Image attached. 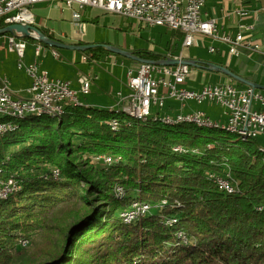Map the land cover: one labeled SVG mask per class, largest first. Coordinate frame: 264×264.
<instances>
[{
  "label": "trees",
  "instance_id": "obj_1",
  "mask_svg": "<svg viewBox=\"0 0 264 264\" xmlns=\"http://www.w3.org/2000/svg\"><path fill=\"white\" fill-rule=\"evenodd\" d=\"M7 27L0 22V31ZM257 34L264 35V18ZM184 36L171 31L181 47ZM179 49L167 47L168 54ZM133 53L151 61L166 57L144 49ZM81 54L89 61L116 56L103 46ZM247 67L237 60L229 69L264 86V70L255 65L248 76ZM156 114L138 120L121 110L77 104L60 117L0 118L11 126L0 135V181L13 179L19 187L0 199V264L21 259V242L48 228V215L73 199L83 210L46 256L27 264H264V150L258 139L243 140L222 127L165 124ZM77 155L118 161L92 175ZM211 175H230L233 193L220 189ZM135 202L152 211L126 224L120 215Z\"/></svg>",
  "mask_w": 264,
  "mask_h": 264
},
{
  "label": "built area",
  "instance_id": "obj_2",
  "mask_svg": "<svg viewBox=\"0 0 264 264\" xmlns=\"http://www.w3.org/2000/svg\"><path fill=\"white\" fill-rule=\"evenodd\" d=\"M243 3L232 4L229 11L224 9L223 20H233V31L226 30L219 19H207L204 8L207 0H0V22L7 26L22 24L35 26L32 7L38 4L62 3L73 11V19L79 23L83 12L88 8L116 15L134 21L142 28L163 27L170 31L183 33L182 50L179 56L169 55V58L184 60L185 50L198 44L201 39H209L212 44L208 51L210 54L220 53L214 43L228 47V57L251 58L260 56L264 58V44L256 37L257 27L264 16V2L262 0H242ZM253 2L260 6L248 7ZM247 3L246 5H244ZM10 52L18 57V69L24 70L31 80L26 97H20L9 87L8 81L0 78V113L36 112L40 109L61 112L70 103L79 102V96L90 94L94 78L84 75L78 79L79 89H72L69 82L50 77L46 71H41L38 62L25 65L27 42L13 35L6 36ZM42 44H36L35 56L40 58L46 53ZM55 57L58 55L53 53ZM230 60V61H231ZM82 61L87 63V57ZM192 68L181 64L173 67L156 66L153 64L139 63L137 71L129 70L127 74V88L129 96L123 98L118 93L119 108H130L132 111L144 115L153 114L152 107L165 108L167 101H175L180 105L181 111L175 115H165L173 120L182 118H203L207 122H216L206 113L201 111L184 112L188 101L203 105L208 102L221 106L227 110L228 123L238 126L243 130L253 131L258 137L264 136V94L261 90L244 86L240 89L235 83L222 82L216 85H204L199 90L185 88L191 78ZM126 105L123 106V102ZM105 163L118 161L105 157ZM55 179H59L55 171ZM218 176V175H211ZM221 177H230V184H221ZM219 183L235 190V185L230 175L218 176ZM16 187V181H0V194H9ZM123 192V190H122ZM165 204V203H164ZM152 211L149 204L143 203L132 206L122 215L133 217L139 212ZM182 240H186L182 236Z\"/></svg>",
  "mask_w": 264,
  "mask_h": 264
},
{
  "label": "rangeland",
  "instance_id": "obj_3",
  "mask_svg": "<svg viewBox=\"0 0 264 264\" xmlns=\"http://www.w3.org/2000/svg\"><path fill=\"white\" fill-rule=\"evenodd\" d=\"M262 2H264V0H262ZM232 3L236 5L240 2L239 0H207L204 13L207 12L210 16L215 14L218 15L221 4H224L222 7H225L224 9L229 11V7L232 5ZM246 4L247 3L244 5ZM256 6H260V3L253 2L249 4L248 7L254 8ZM106 20H110V18L107 17ZM129 24L132 26L130 27ZM121 28L122 32L114 30L112 33L107 27L98 28L96 29V40L106 41L107 39L111 40V38H114L117 45L123 44V47H125L127 50H152L157 54L163 55L169 53L167 51V47L170 44H172L174 48H176L177 44L178 48H181L179 50H182L181 44L179 42H172L171 31L167 28L154 27L142 28L138 30L137 24L134 21L126 19L122 20ZM211 44L212 43L209 39H201L196 46L185 50L184 55L189 60H196L200 63L208 62L226 64L228 58V47L217 42L214 45L220 49V53L210 54L208 48ZM35 50L36 46L34 43L27 42L26 59L24 60L25 65H30V63L33 64V62L35 63L36 61H38L40 64L43 62L45 64L44 67L47 68L52 77L65 81L70 80L77 82L82 73L84 75L91 73L96 83L92 86L89 95H80L79 99L85 103L83 104L84 106L91 105L99 109H119L120 106L117 105L119 100L117 93L118 91H120L119 93L122 94L128 93V88L125 86L127 83V73L129 70L137 71L139 68V63L117 55L108 56L107 58H102L96 61H89V58H87L88 62L85 63L82 61V57L84 56H82L81 52L58 50L56 52L59 56L55 57L52 52L57 49L53 50V48H50L49 50L51 52L47 56H45L43 53L40 58H36ZM168 56L169 55H167L165 58ZM112 58L115 61H113ZM236 59L237 58H235L233 63L230 64V67L235 66ZM243 60L245 59L242 58L241 61ZM192 70V72H195V74L189 78L187 85H185V88L191 90H199L200 87L204 85H216L222 82H229V77L226 78L227 76L225 77L224 75L216 72H209L195 68H192ZM0 78L3 80L6 79L9 83H13L19 88H26L29 86V77L24 70L18 69V57L15 53L10 52L8 40L6 39L5 35L0 36ZM105 86L108 87V90H104ZM237 86L240 89L243 88L241 84ZM110 91L111 93H109ZM262 93L264 94V91H262ZM169 104L180 107V105L176 104L175 101L169 100L167 101L165 108L157 109L155 106H153V114L159 112L158 116L162 120V118L168 114ZM186 106L187 110L191 109L194 111H201L207 113L213 117V119L216 118L220 125H226L228 123V118L225 115L227 110L221 106L210 104L208 102L204 103L203 105H198L192 101H188ZM0 118H2L1 114ZM257 139L260 148L264 150V136H260ZM75 158H78L77 161L80 166H82L83 170L89 172L92 175H97L98 170L107 168L108 166L104 161L105 156L95 157L91 155H77ZM54 170L56 169H53V171ZM122 190V188L117 189L119 196L125 195L124 191L122 192ZM82 193L83 192L80 190L78 192V196ZM82 206L83 205L79 204L77 199H73L68 204L61 205L51 212L47 219L48 228L46 227L43 230L35 231V233L29 238H26L21 242L22 248H24V254L23 257L14 262V264H27L29 261L34 260V256V261L37 262L40 255L42 257L46 256L53 246L61 240L62 232L65 228H67L68 225H70V223L73 222L72 218L77 215L78 212L83 210ZM126 212L127 211L124 213ZM121 215L120 217L122 218Z\"/></svg>",
  "mask_w": 264,
  "mask_h": 264
},
{
  "label": "crops",
  "instance_id": "obj_4",
  "mask_svg": "<svg viewBox=\"0 0 264 264\" xmlns=\"http://www.w3.org/2000/svg\"><path fill=\"white\" fill-rule=\"evenodd\" d=\"M223 5L221 4L220 9H219L220 11H219L218 15L215 14L213 16H210L207 12H205L204 14L206 15L207 19H219L220 21H222V24L225 25L226 30L233 31L232 28L230 29V26H232L231 25L232 24L231 21H233V20H230V21L229 20H226V21L223 20V16H224V14L222 12V9H223L222 6ZM31 9H32V12H33V15H34V18H35V27H37L38 29L46 30L49 34L53 35L55 38H57L60 41H66V42H69V43L85 42V43H94V44H98V45H110V46L119 47L121 49L127 50L125 47H123V44L117 45L115 40H114V38H111V40L107 39L106 41H97L96 40V29H98V28L107 27L109 30H111V33L114 30H118V31L122 32L121 22L125 18H120V17H118L116 15H111V14L104 15L103 12H101L99 10L88 8L86 11L83 12V17H82L81 22L77 23L73 19V11L68 9V8H66L62 3H57V4H38V5L33 6ZM107 17H109L110 20H106ZM263 18H264V16H263ZM126 20H128V19H126ZM261 23H262V19H261L260 24ZM126 24H127V22H126ZM130 25L131 24H129V26ZM256 37L258 39H260V38H264V35L259 37V35L256 33ZM211 43H212V41H211ZM34 45L36 46V44H34ZM46 51L47 52L44 53L45 56H47L51 52L48 48H46ZM127 51L133 52V50H127ZM52 53H56L58 55V53L56 51H53ZM180 53H181V50H180V52H178L176 54H173V56H179ZM227 53H228V49H227ZM167 55H168V53L166 54V56ZM242 58L245 59L243 61L247 62V66H248L247 68L248 69L246 68V70L248 71V76L250 75V71H251L252 67L255 66V65L259 66V68L261 70H264V58H262L260 56H253L251 58H246V57H242ZM242 58H237L235 61H237V60L241 61ZM25 59H26V57H25ZM234 59L231 60L228 57L227 58V62H226V64L224 66L227 67V68H231L230 64L233 63ZM112 60H113V58H112ZM113 61H115V60H113ZM42 63L40 64L38 62L40 70L41 71H46V72L49 73L47 68L44 67L45 64L44 63L42 64ZM31 64L32 63H30V65ZM214 64H216V63H214ZM26 65L28 66V64H26ZM193 74H195V72H192L191 77L193 76ZM49 75H50V73H49ZM88 75H91V73H89ZM50 77H52V76L50 75ZM52 78H55V77H52ZM226 78H228V77H226ZM55 79H59V78H55ZM229 81L230 82L232 81L236 85H240L239 82H236L235 80H232L230 78H229ZM67 82L70 83L72 89H74V90H78L79 89L78 80H77V82L67 80ZM95 83H96V81L94 79L93 85ZM8 84H9L10 89L15 94H17L20 97H26V91L30 88L31 80L29 78V83H28L29 86H27L26 88H24V87H20V88L16 87L15 84L9 83V82H8ZM241 85L243 86V88H244V86H246V85H243V84H241ZM125 86H127V83H126ZM104 88H105L104 90H108L107 86H105ZM201 88L202 87H200V89ZM119 92L120 91H118V93ZM127 92H128L127 94H122L123 98H126V97L129 96L130 92H129L128 89H127ZM109 93H111V91ZM23 95H25V96H23ZM119 101L120 100H118V103H119ZM80 103L81 104H85L83 101H80ZM122 104H123V106L126 105V101H124ZM176 104H178V103L176 102ZM89 106H91V105H89ZM111 109H113V108H111ZM123 109L124 108H119L118 110L122 111ZM180 111H181L180 107H177L176 105H171V104L168 105V114L169 115H175V114L179 113ZM191 111H194V110H191V109L187 110V106H186V109L184 110V112H191ZM208 116H210V115H208Z\"/></svg>",
  "mask_w": 264,
  "mask_h": 264
},
{
  "label": "water",
  "instance_id": "obj_5",
  "mask_svg": "<svg viewBox=\"0 0 264 264\" xmlns=\"http://www.w3.org/2000/svg\"><path fill=\"white\" fill-rule=\"evenodd\" d=\"M6 34L16 36L17 38H20L22 40H34L40 44L48 46L49 48H53L57 50H71L74 52H81V53H84L90 49L103 46L110 53L117 55V56L124 57L129 60H132L136 63L153 64L156 66H163V67H173V66H177L181 64L183 66H188V67L195 68V69H201V70H205L209 72L220 73L222 75L229 77L232 80H235L236 82H239L240 84L252 87L257 90L264 91V86L253 83L244 78H241L237 76L236 74H234L229 68L223 67V66H220L214 63L201 64L200 62L196 60H192V59L176 60L173 58H167L161 61H151V60L141 59L137 57L131 51H127L119 47H114L110 45L93 44V45L80 46V45L65 44L59 40L51 39L50 37L45 35L43 32H41L37 27L30 26V25L12 24L8 26L7 28H5L4 30L0 31V36L6 35Z\"/></svg>",
  "mask_w": 264,
  "mask_h": 264
},
{
  "label": "bare ground",
  "instance_id": "obj_6",
  "mask_svg": "<svg viewBox=\"0 0 264 264\" xmlns=\"http://www.w3.org/2000/svg\"><path fill=\"white\" fill-rule=\"evenodd\" d=\"M260 41L262 42V40H260ZM167 58H169V57H167ZM167 58H165V59H167ZM184 60H189V59H184ZM77 104H81L80 101L79 102L70 103V106L71 105H77ZM64 110L61 111V112H56L54 110L40 109V110H36V112H18V113H0V114L2 115V117H8V118L9 117L10 118H22V117H24L26 115H31V114L48 115V116H52V117H60L61 115H63ZM122 111L124 113H126L127 115H129L130 117H132L134 119H138V120H146L149 117H151V115H144V114H140L139 112L132 111V109H130V108H124ZM162 121L165 124H183V123H190V124H194V125H197V126L208 127V128H218V127H222L226 131L240 136L243 140H247V139L253 140V139H257L258 138V136L256 134H254L253 131L243 130L242 128H239L238 126L233 125L231 123H227L226 125H220L219 123H216V122H207L203 118H182V119L173 120L171 118H166V116H164L162 118ZM10 128H11V126H9L7 124V122H0V135L3 134L4 132H6L7 130H9ZM113 128H116V123L113 124ZM174 150L175 151H180V148L178 147V148H175ZM111 163H112V161L111 162H108L106 164L110 165ZM55 173L57 175H59V171L58 170H56ZM210 178L213 179L215 181V183H217V185L219 186V188L222 189L223 191H225L227 193H233V191H230L229 188H226V187H224V186L221 185V184H230V177H221V184L218 181V176H210ZM7 181H14V180L13 179H9ZM16 187H18L17 184H16ZM18 189H19V187L18 188H14V190L11 193H9V194H0V199H6L10 195L14 194ZM139 204H142V202H135L133 204V206L139 205ZM150 212L151 211L139 212V214L134 215L133 217H127V215H121V216L123 218V221L126 224H130V223L135 222L138 219H141L142 217L148 215ZM176 222H177L176 220H169L167 222V224L173 225ZM179 236L182 237V235H179Z\"/></svg>",
  "mask_w": 264,
  "mask_h": 264
},
{
  "label": "flooded vegetation",
  "instance_id": "obj_7",
  "mask_svg": "<svg viewBox=\"0 0 264 264\" xmlns=\"http://www.w3.org/2000/svg\"><path fill=\"white\" fill-rule=\"evenodd\" d=\"M168 55H170V54H168Z\"/></svg>",
  "mask_w": 264,
  "mask_h": 264
}]
</instances>
